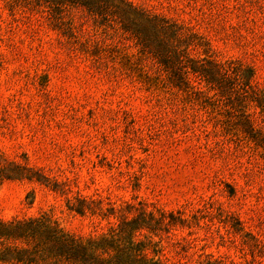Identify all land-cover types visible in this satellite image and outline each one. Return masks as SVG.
Instances as JSON below:
<instances>
[{"label":"rangeland","instance_id":"1","mask_svg":"<svg viewBox=\"0 0 264 264\" xmlns=\"http://www.w3.org/2000/svg\"><path fill=\"white\" fill-rule=\"evenodd\" d=\"M130 1L184 22L219 60L250 67L264 95V0ZM167 84L122 33L83 9L56 17L34 0H0V156L67 189L2 181L0 219L45 213L86 243L142 202L186 220L168 234L135 235L156 244L147 248L154 260L264 264V98L239 104L204 83L191 95ZM77 195L94 214L67 209Z\"/></svg>","mask_w":264,"mask_h":264},{"label":"trees","instance_id":"2","mask_svg":"<svg viewBox=\"0 0 264 264\" xmlns=\"http://www.w3.org/2000/svg\"><path fill=\"white\" fill-rule=\"evenodd\" d=\"M34 1L45 5L56 17L69 8L83 9L99 27L122 33L141 57L148 60L157 73L164 75L167 85L188 95L202 93L199 84L204 83L218 96L239 104L247 98L259 104L264 98L251 83L253 71L250 67L239 61L219 60L211 52L208 39L182 21L150 11L130 0ZM201 47L203 54L197 51ZM244 118L243 130L253 138L252 122L248 116ZM261 122L264 125L263 119ZM260 140L264 150V137ZM8 180L36 182L62 195L67 192L62 182L48 177L40 168L0 156V182ZM92 203L80 195L74 202L66 200L67 209L79 215L86 210L94 214L97 208ZM154 211L145 210L142 202L138 207L127 204L117 222L110 225L108 236L88 239L86 243L58 228L45 213L10 221L0 219V264H182L154 260L148 256L147 248L156 244L150 238L135 239L143 230L155 235L158 231L168 234L170 226L186 222L179 210ZM98 212L102 210L99 208ZM102 216L106 215L102 213ZM202 264L230 263L209 258Z\"/></svg>","mask_w":264,"mask_h":264}]
</instances>
